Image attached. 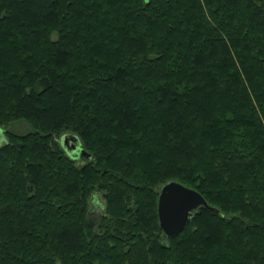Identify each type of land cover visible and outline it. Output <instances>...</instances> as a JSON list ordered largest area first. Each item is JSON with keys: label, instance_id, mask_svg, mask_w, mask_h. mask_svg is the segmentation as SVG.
I'll return each instance as SVG.
<instances>
[{"label": "trees", "instance_id": "16d2710c", "mask_svg": "<svg viewBox=\"0 0 264 264\" xmlns=\"http://www.w3.org/2000/svg\"><path fill=\"white\" fill-rule=\"evenodd\" d=\"M0 130V264H264V0H0Z\"/></svg>", "mask_w": 264, "mask_h": 264}, {"label": "water", "instance_id": "95a60500", "mask_svg": "<svg viewBox=\"0 0 264 264\" xmlns=\"http://www.w3.org/2000/svg\"><path fill=\"white\" fill-rule=\"evenodd\" d=\"M66 138V136L61 138L64 145L67 144ZM71 153L75 154L77 158L87 156L80 145L73 146ZM199 208L214 211L197 191L174 181L164 184L159 189L157 202L158 223L163 234L166 237H172L181 233L191 219L193 212ZM215 212L218 211L215 210Z\"/></svg>", "mask_w": 264, "mask_h": 264}, {"label": "rangeland", "instance_id": "374dc122", "mask_svg": "<svg viewBox=\"0 0 264 264\" xmlns=\"http://www.w3.org/2000/svg\"><path fill=\"white\" fill-rule=\"evenodd\" d=\"M4 129L15 133L17 135H24L27 134L29 132H32V127L31 125L24 121V120H19V121H13L11 123H9L7 126L4 127ZM67 138V143L68 144H63V146H65V148H67V153H69L72 149L73 146H78L80 145L79 140L76 137H72V136H66ZM73 138V139H72ZM60 140V139H59ZM6 143V136L3 134V131L0 130V146H2L3 144ZM64 143V141H62L61 139V144ZM71 144L72 146L70 147ZM64 148V147H63ZM88 158V155L83 157V158H74L77 162L78 165H81L82 163H87L86 159ZM90 213H89V218L93 221L97 220V218L101 215H104V200L103 197L100 193H97L95 195H93L91 197L90 200Z\"/></svg>", "mask_w": 264, "mask_h": 264}]
</instances>
